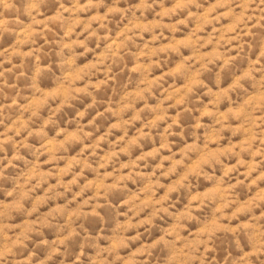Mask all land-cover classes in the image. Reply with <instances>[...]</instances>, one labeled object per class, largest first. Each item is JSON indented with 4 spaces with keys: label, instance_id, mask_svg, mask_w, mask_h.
Returning a JSON list of instances; mask_svg holds the SVG:
<instances>
[{
    "label": "clouds",
    "instance_id": "clouds-1",
    "mask_svg": "<svg viewBox=\"0 0 264 264\" xmlns=\"http://www.w3.org/2000/svg\"><path fill=\"white\" fill-rule=\"evenodd\" d=\"M0 264H264V0H0Z\"/></svg>",
    "mask_w": 264,
    "mask_h": 264
}]
</instances>
